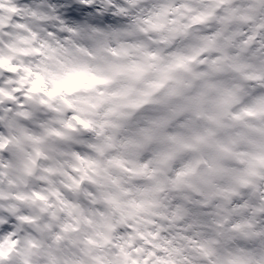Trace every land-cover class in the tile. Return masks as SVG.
Segmentation results:
<instances>
[{"label": "clouds", "instance_id": "obj_1", "mask_svg": "<svg viewBox=\"0 0 264 264\" xmlns=\"http://www.w3.org/2000/svg\"><path fill=\"white\" fill-rule=\"evenodd\" d=\"M0 264H264V0H0Z\"/></svg>", "mask_w": 264, "mask_h": 264}]
</instances>
